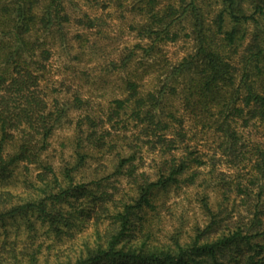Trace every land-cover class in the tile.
Here are the masks:
<instances>
[{
  "label": "trees",
  "instance_id": "obj_1",
  "mask_svg": "<svg viewBox=\"0 0 264 264\" xmlns=\"http://www.w3.org/2000/svg\"><path fill=\"white\" fill-rule=\"evenodd\" d=\"M144 1L148 6L156 4L154 0ZM63 2L0 0V264H264V135L249 177V185L257 193L252 194V188L250 193L242 184L237 187L239 194L256 197L249 217L220 230L219 215L207 207L211 221L190 244L164 247L137 242L136 219L145 209H154L157 192L178 186L191 164L203 165L198 158L190 161L172 157L156 181L138 184L137 195L129 201H115L104 193L99 209L83 206L94 197L89 188L95 185L100 189L102 182L76 183L68 173L65 186L56 180L54 185L46 179L53 173L50 166L45 167L41 186L29 185L31 190L21 194L10 185L14 168L41 164L49 140L64 118V109L49 108L40 87L46 71L44 62L50 54L37 37L40 31L48 33L68 21L62 15ZM181 3L179 8L168 7L162 15L151 7L144 33L153 44L166 38L175 40L177 35H170L171 28L190 20L196 52L172 69L169 92L166 84L157 92L142 95L137 83L127 82L128 95L113 101L109 120L130 109L132 118L156 137L163 153L172 154L178 150V143L167 137L170 124L164 104L169 95L179 93L176 82L184 79L180 95L185 110L201 130L219 133L233 149L240 141L238 124L248 127L254 123L264 128V0H223L213 24L207 22L197 0ZM247 24H253L255 31L238 71L227 49L242 46L247 39ZM170 119L177 117L170 115ZM182 132L178 136L184 142ZM85 138L78 146L84 141L99 150L106 146L103 137H96V131ZM134 160V156L122 158L116 174L126 170L136 179ZM93 215L95 237L85 246L71 243L64 251L56 240L36 242L42 229L59 240L80 229ZM59 249L66 254L61 256Z\"/></svg>",
  "mask_w": 264,
  "mask_h": 264
},
{
  "label": "rangeland",
  "instance_id": "obj_2",
  "mask_svg": "<svg viewBox=\"0 0 264 264\" xmlns=\"http://www.w3.org/2000/svg\"><path fill=\"white\" fill-rule=\"evenodd\" d=\"M154 1V6H148L144 0H64L62 15H66L68 21L48 33H37L50 54L44 62L46 71L40 87L49 108L64 109V118L51 136L41 164L14 168L10 185L21 194L31 190L29 185L41 186L45 167L50 166L53 173L46 179L54 185L56 180L65 186L68 173L76 183L102 182L100 189L95 185L89 188L94 197L83 206L99 209L104 203L100 199L105 198L104 193L115 201H129L137 195L138 184L143 180L156 181L165 162L172 157L190 161L198 158L203 165L191 164L181 183L157 192L153 197L154 209H145L136 219L135 241L171 247L175 243H192L198 231L205 229L211 221L207 207L219 215L220 230L249 217L257 193V189L249 185V177L264 128L254 123L248 127L238 124L240 141L231 149L230 143L219 133L201 130L191 113L185 110L180 95L184 79L176 82L179 93L169 95L164 104L170 124L167 137L178 143V150L172 154L163 153L156 137L149 135L132 118L130 109L109 120L113 101L128 95L127 82L137 83L142 95L157 92L166 84L169 92L168 78L172 69L196 52L190 20L177 22L171 28L170 35H177L175 40L166 38L153 44L146 36L144 27L150 23L151 7L154 13L162 15L172 5L179 8L184 0ZM197 3L207 22L213 24L223 0H197ZM246 29L247 39L242 46L237 50L227 49L238 71L255 27L247 24ZM170 115L182 121V125L177 119L171 120ZM182 130L184 142L178 136ZM93 131L96 137L104 138L106 146L99 150L85 141L78 146L80 139L85 140ZM82 155H86L84 160H81ZM131 156L135 157L136 179L130 178L126 170L116 174L120 160ZM239 184L248 187L250 193L253 189L254 195L248 198L239 194ZM96 198L97 202L93 203ZM94 218L91 216L80 229L59 237L60 241L56 235H47L42 229L36 242L56 240L63 250L71 243L85 246L95 237ZM61 249L59 254L63 256L66 252Z\"/></svg>",
  "mask_w": 264,
  "mask_h": 264
}]
</instances>
